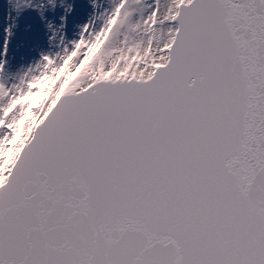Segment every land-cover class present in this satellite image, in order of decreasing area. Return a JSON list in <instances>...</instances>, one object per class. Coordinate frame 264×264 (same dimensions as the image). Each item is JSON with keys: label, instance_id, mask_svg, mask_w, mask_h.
<instances>
[{"label": "snow or ice", "instance_id": "1", "mask_svg": "<svg viewBox=\"0 0 264 264\" xmlns=\"http://www.w3.org/2000/svg\"><path fill=\"white\" fill-rule=\"evenodd\" d=\"M0 264H264V0H3Z\"/></svg>", "mask_w": 264, "mask_h": 264}, {"label": "water", "instance_id": "2", "mask_svg": "<svg viewBox=\"0 0 264 264\" xmlns=\"http://www.w3.org/2000/svg\"><path fill=\"white\" fill-rule=\"evenodd\" d=\"M3 3V0H0V4H2Z\"/></svg>", "mask_w": 264, "mask_h": 264}]
</instances>
